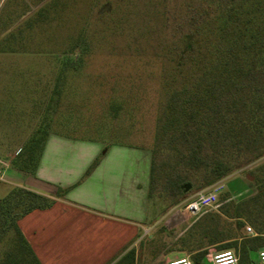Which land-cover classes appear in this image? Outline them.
<instances>
[{
	"label": "rangeland",
	"instance_id": "obj_1",
	"mask_svg": "<svg viewBox=\"0 0 264 264\" xmlns=\"http://www.w3.org/2000/svg\"><path fill=\"white\" fill-rule=\"evenodd\" d=\"M255 1L0 0V167L21 154L37 132L152 148L166 92L199 71L209 55L205 41L213 37L223 8ZM256 23L260 28L261 17ZM262 165L264 156L241 162L219 180L224 188L216 205L178 227L170 226L175 211L185 213L186 200L208 186L198 188V179L190 175L161 173L149 211L154 220L168 210L166 224L159 223L148 236L140 232L134 264L190 258L176 240L196 220L247 196L253 185L246 180L254 181ZM185 180L190 187L182 195L177 185ZM245 226L252 234L246 219ZM213 252L208 248V263Z\"/></svg>",
	"mask_w": 264,
	"mask_h": 264
},
{
	"label": "trees",
	"instance_id": "obj_2",
	"mask_svg": "<svg viewBox=\"0 0 264 264\" xmlns=\"http://www.w3.org/2000/svg\"><path fill=\"white\" fill-rule=\"evenodd\" d=\"M246 5L229 3L223 8L213 37L205 41L209 55L199 71L188 73L183 83L166 92L149 149V196L161 173L171 172L174 178L190 175L203 188L232 173L241 162L264 156V0ZM46 135L34 133L23 152L11 159V166L33 174ZM257 170L254 181L245 179L253 185L252 195L196 220L176 240L178 250L189 253L192 264H210L205 259L210 247L232 249L237 264H256L257 251L264 247V165ZM186 183L177 185L182 195ZM65 192L57 188L55 196ZM54 201L19 186L0 198V264H40L17 222ZM244 218L253 227L252 234L245 232ZM135 257V249L130 248L115 264H133Z\"/></svg>",
	"mask_w": 264,
	"mask_h": 264
},
{
	"label": "crops",
	"instance_id": "obj_3",
	"mask_svg": "<svg viewBox=\"0 0 264 264\" xmlns=\"http://www.w3.org/2000/svg\"><path fill=\"white\" fill-rule=\"evenodd\" d=\"M150 165L147 148L48 131L33 174L10 163L0 167V198L19 186L55 199L17 222L40 264H115L134 248L141 231L148 236L159 223L166 224L168 210L154 220L149 211ZM57 188L65 194L56 197ZM189 217L175 211L170 226Z\"/></svg>",
	"mask_w": 264,
	"mask_h": 264
},
{
	"label": "built area",
	"instance_id": "obj_4",
	"mask_svg": "<svg viewBox=\"0 0 264 264\" xmlns=\"http://www.w3.org/2000/svg\"><path fill=\"white\" fill-rule=\"evenodd\" d=\"M224 183L217 181L209 185L204 190L197 192L192 198L187 199L184 204V210L190 215H197L203 210L216 205L218 195L223 190ZM245 232H252L249 226L244 227ZM238 257L232 249L214 251L210 255V264H237ZM166 264H192L188 256H181L168 260ZM256 264H264V247L258 249L256 254Z\"/></svg>",
	"mask_w": 264,
	"mask_h": 264
},
{
	"label": "water",
	"instance_id": "obj_5",
	"mask_svg": "<svg viewBox=\"0 0 264 264\" xmlns=\"http://www.w3.org/2000/svg\"><path fill=\"white\" fill-rule=\"evenodd\" d=\"M247 177V179H251V177L250 176H246ZM190 187V185L188 184V183H186L185 185H183V189H184V191H187V189Z\"/></svg>",
	"mask_w": 264,
	"mask_h": 264
}]
</instances>
